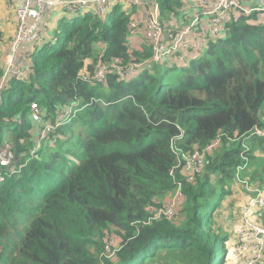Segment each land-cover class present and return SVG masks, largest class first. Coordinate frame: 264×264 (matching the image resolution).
<instances>
[{"label": "trees", "instance_id": "obj_1", "mask_svg": "<svg viewBox=\"0 0 264 264\" xmlns=\"http://www.w3.org/2000/svg\"><path fill=\"white\" fill-rule=\"evenodd\" d=\"M157 2L166 29L182 28L186 0ZM132 20L118 3L104 18L77 14L20 55L25 78H9L0 99V144L15 165L0 177V264H231L242 156V177L264 184V138L246 140L247 150L240 140L264 126V23L256 13L232 18L187 61L148 67L151 46ZM8 40L0 26V43ZM114 59L143 66L125 81L81 76ZM33 102L40 121L29 114ZM69 106L78 112L63 121ZM47 122L55 127L32 155ZM219 134L238 140L223 136L193 180L173 170L172 146L193 151ZM179 183L173 218L157 216Z\"/></svg>", "mask_w": 264, "mask_h": 264}, {"label": "built area", "instance_id": "obj_2", "mask_svg": "<svg viewBox=\"0 0 264 264\" xmlns=\"http://www.w3.org/2000/svg\"><path fill=\"white\" fill-rule=\"evenodd\" d=\"M8 7H12L15 18V30L12 38L0 43V65L2 76L0 78V99L5 83L12 76L25 78L26 68L19 60L20 54L29 56L32 45L44 40L43 31L46 30L50 20V10L60 7L66 13L77 15L91 12L104 18L110 8L119 0H6ZM195 12L189 22L175 32L168 31L160 19L157 0H151V7L144 19H134L131 26L142 25V32L151 46V57L145 62L146 66L161 62L166 58H175L179 62L187 61V51L197 50L202 47L207 37L223 34L226 23L240 16L257 14V21L264 23V0H192ZM137 3V0H133ZM31 49V50H29ZM28 62V60H26ZM142 65L138 63L120 64L116 59L110 64L97 61L92 75L82 68L81 76L96 83L105 81L107 74H113L120 81H125L133 76ZM29 114L33 121H40L41 114L36 102L30 104ZM64 119V118H63ZM51 123L40 124L38 127L39 138L35 142L32 152L39 146V140L54 129ZM47 133L45 136H43ZM217 135L204 147L193 151H181L172 146L177 156V163L173 170L193 180L195 174L201 172L209 164V156L219 147L222 137ZM229 141L238 138L226 136ZM251 137L264 138V126H255L241 136L242 150L249 147L246 140ZM13 153L6 143L0 144V177L2 173H13ZM249 160L242 156V162L235 168V180L242 186L248 199L240 206L241 220L238 224L234 240L230 245V254L234 256L231 264H264V187L249 182L248 177H242ZM173 170L170 172L173 173ZM183 195L181 184L166 204L157 210V216L164 215L173 218L177 208L182 203ZM111 243V242H110ZM113 251L105 254L112 257Z\"/></svg>", "mask_w": 264, "mask_h": 264}, {"label": "crops", "instance_id": "obj_3", "mask_svg": "<svg viewBox=\"0 0 264 264\" xmlns=\"http://www.w3.org/2000/svg\"><path fill=\"white\" fill-rule=\"evenodd\" d=\"M17 4L21 3V0H15ZM117 3L120 5L122 10H129L130 14L133 19H144L147 16V13L150 10L151 0H137V3H133V0H119ZM195 5L192 2V0H186V6L183 7L181 14L179 15L180 19L182 17H186L187 20L184 22V25L189 22V20L192 18V15L195 12ZM12 7H8L6 0H0V26L5 34V39H10V37L13 35L15 30V18L12 16L10 19L9 13H12ZM50 20L47 25V28L45 31H43L44 40H50L52 33L58 24V22L62 19H71L72 14L66 13L63 10H61L60 7H54L50 10ZM12 15V14H11ZM181 29V28H179ZM137 40V41H136ZM131 41L138 42L140 41L138 36L132 37ZM190 53H187L186 57L189 58ZM264 187V184H263ZM240 188V190H239ZM237 189V192L235 191L234 194V201L237 204L238 207V213H239V207L243 202H245L248 199V195L245 192V190L240 186ZM234 239V238H233Z\"/></svg>", "mask_w": 264, "mask_h": 264}, {"label": "rangeland", "instance_id": "obj_4", "mask_svg": "<svg viewBox=\"0 0 264 264\" xmlns=\"http://www.w3.org/2000/svg\"><path fill=\"white\" fill-rule=\"evenodd\" d=\"M13 10V9H12ZM12 14V15H11ZM9 16H10V19H12L11 17L12 16H14L13 15V11H12V13H9ZM73 16H75V15H72V17ZM71 17V18H72ZM174 23V19H172L171 20V22H170V24H173ZM14 34V33H13ZM13 36V35H12ZM12 36L10 37V38H12ZM38 44H40V43H37L36 45H38ZM21 55V54H20ZM20 59L22 60H20L21 61V64H23V65H26L27 67L29 66V62H26V60H25V57H23V56H21L20 57ZM69 105V104H68ZM71 106H69V108H70ZM69 108H67V109H65L63 112H61L60 113V115H59V117H62V119L63 118H66L68 115H69V113L70 112H72L71 113V117L75 114V113H77L78 112V110L77 109H73L72 107L69 109ZM63 122V121H62ZM37 128V127H36ZM37 131H38V128H37ZM6 132H4L3 133V138H6V134H5ZM32 133V138H31V140L33 141V143H34V140L35 139H37L38 138V136H36V138L34 139V131L33 132H31ZM47 133H45L43 136H45ZM43 141H44V139L42 138V139H40L39 140V142L42 144L43 143ZM217 150V149H216ZM30 154H32V155H34V153L32 152V149L30 150ZM236 217H237V213L235 212V210H234V213H233V215L228 219V221H227V224L231 227L232 225H233V223L234 222H236ZM237 219H238V223H240V220H241V214H240V209H239V213H238V217H237ZM111 236H113V235H111ZM234 236V235H233ZM114 240H112V242H113ZM110 243V242H109ZM228 258H230V254H229V257ZM232 262L235 260L234 259V256L232 255Z\"/></svg>", "mask_w": 264, "mask_h": 264}, {"label": "clouds", "instance_id": "obj_5", "mask_svg": "<svg viewBox=\"0 0 264 264\" xmlns=\"http://www.w3.org/2000/svg\"><path fill=\"white\" fill-rule=\"evenodd\" d=\"M70 108H71V107H70ZM70 108H69V109H70ZM72 108H73V107H72ZM73 109H74V108H73ZM71 113H72V112H70L69 115L66 117L67 119L64 118L63 121H67V120H69V119H70V114H71ZM39 144H40V143H39ZM34 153H35V152H34ZM6 174H8V173H6Z\"/></svg>", "mask_w": 264, "mask_h": 264}]
</instances>
